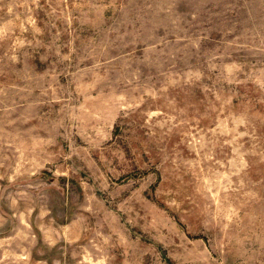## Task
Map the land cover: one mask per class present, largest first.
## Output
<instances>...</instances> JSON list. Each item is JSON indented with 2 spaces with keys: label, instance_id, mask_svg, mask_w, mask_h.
<instances>
[{
  "label": "rangeland",
  "instance_id": "obj_1",
  "mask_svg": "<svg viewBox=\"0 0 264 264\" xmlns=\"http://www.w3.org/2000/svg\"><path fill=\"white\" fill-rule=\"evenodd\" d=\"M0 264H264V0H0Z\"/></svg>",
  "mask_w": 264,
  "mask_h": 264
}]
</instances>
